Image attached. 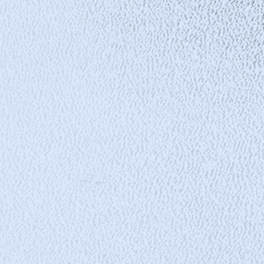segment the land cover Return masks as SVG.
<instances>
[{
	"label": "snow or ice",
	"instance_id": "snow-or-ice-1",
	"mask_svg": "<svg viewBox=\"0 0 264 264\" xmlns=\"http://www.w3.org/2000/svg\"><path fill=\"white\" fill-rule=\"evenodd\" d=\"M0 264H264V0H0Z\"/></svg>",
	"mask_w": 264,
	"mask_h": 264
}]
</instances>
